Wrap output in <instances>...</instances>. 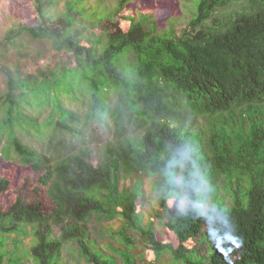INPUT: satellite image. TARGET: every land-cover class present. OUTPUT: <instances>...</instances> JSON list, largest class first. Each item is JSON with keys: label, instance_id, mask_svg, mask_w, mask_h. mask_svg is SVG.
Masks as SVG:
<instances>
[{"label": "trees", "instance_id": "1", "mask_svg": "<svg viewBox=\"0 0 264 264\" xmlns=\"http://www.w3.org/2000/svg\"><path fill=\"white\" fill-rule=\"evenodd\" d=\"M167 1L34 0L37 24L23 28L49 39L67 56V65L29 73L2 68L0 131L8 136L0 155V200L12 182L4 171L11 163L40 168L45 162L18 143V128L45 133L69 126L67 119L82 116L67 107L65 97H87V118L112 124L115 132L155 122L136 169L119 137L107 152L117 184L122 162L130 160L129 171L144 174L133 175L135 183L125 185L126 191L145 197L142 179H147L155 190L167 187L163 203L179 188L183 195L177 196L189 200L185 208L167 204L168 228L178 239V246L170 245L178 259L264 264V0H190L193 13L184 26H177L173 14L162 20L153 15L150 7ZM15 37L8 33L3 44ZM35 110L48 117L41 120ZM91 153L80 150L92 163L90 178L99 179V159ZM41 171L39 183L51 177L46 168ZM214 191L217 204L208 213L205 195ZM83 202L94 215L103 217L107 210L100 196ZM122 206L124 215L135 208ZM89 231L87 221L49 213L18 194L0 210V264H26L29 258L33 264H71L63 261L68 242L83 264H110L89 245ZM207 232L213 252L205 259L189 257L187 243ZM149 234L152 243L165 245Z\"/></svg>", "mask_w": 264, "mask_h": 264}, {"label": "rangeland", "instance_id": "2", "mask_svg": "<svg viewBox=\"0 0 264 264\" xmlns=\"http://www.w3.org/2000/svg\"><path fill=\"white\" fill-rule=\"evenodd\" d=\"M106 2L114 4L115 0H106ZM33 3L34 0H0L1 94L6 90L3 70L6 66L18 67L29 73L30 69L33 71L40 67L55 69L61 63L67 65L65 62L67 56L63 57L53 49L49 39L35 38L23 28L37 24ZM150 10L159 20L173 14L177 26H184L193 13L190 0H168L165 5L150 7ZM10 32L16 34L13 43L3 44V39ZM18 36L20 37L19 44ZM70 60L74 65V59L70 58ZM117 93V91L112 92V94ZM65 104L72 111L79 113L82 118L77 119L76 116H71L66 120L69 126L51 127L45 133H32L18 128V133L15 134L18 143L28 153H39L45 162L41 163L40 168L34 163L29 168L27 163L16 161L11 163L9 169L4 170L5 174L11 177L12 182H10L11 185L5 198L0 200V210H6L19 194L24 196L27 203L39 204L49 213L57 212L70 220L87 221L90 230L87 237L89 245L110 264H186L184 260L175 256L170 244L174 247L178 246V239L168 228L170 214L167 204L174 201L175 207L188 206L189 200H182L179 197L183 195L182 190L179 188L174 193V198L163 203V193H167V187L162 186L155 190L153 182L148 185L147 179H142L146 196H135L133 192L125 190V185L129 184L132 176L136 174V172L133 173L134 171H129L130 160L120 163L118 184L114 181L115 172L112 167L110 168L111 154L107 152V147L115 144L112 142L115 137H119L124 143L128 154H133L132 158V155L130 156L131 161L135 163L132 170L137 168L139 162L136 161V157L140 156L145 140L154 131L150 127L155 125V122L150 119L145 127L135 125L115 132L112 124H104L96 118H87L89 109L87 97L83 99L78 96L71 100L65 97ZM33 113L40 116L41 120L48 117L46 112L38 114L35 110ZM4 120L5 118L0 113L1 123ZM3 131L4 129L0 131V155L4 152V144L8 136V133L6 136ZM82 148H90L92 150L90 156L94 160L98 157L101 178H90L93 175L91 170L93 166L86 160L87 158L80 154ZM45 168L51 177L39 183L37 181L39 174ZM135 176L141 178L144 174L140 172ZM134 183L135 180L128 186ZM136 187H138L137 183ZM136 187L134 190H137ZM221 195H226V193L222 192ZM99 196L107 209L103 217L94 215L93 211L83 202L89 197L98 199ZM205 197L204 205L206 208L209 207L207 209L209 213L217 204L218 194L216 191L207 192ZM133 204L135 208L125 210L126 215H124L122 205L130 208ZM121 211L124 216L121 215ZM126 217L129 220L133 219L135 224L131 225ZM207 228L208 226L205 225L203 229ZM150 231L154 232L156 239L165 245L152 243ZM201 236L200 234L187 243L191 248L188 252L189 257L205 259L213 252L214 245L209 232ZM73 247L75 246L69 242L66 243L63 261L83 264L82 257L75 252ZM26 264H33V260L29 258Z\"/></svg>", "mask_w": 264, "mask_h": 264}]
</instances>
